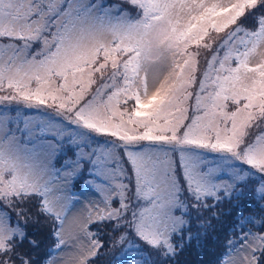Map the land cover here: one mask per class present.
<instances>
[{
	"label": "snow or ice",
	"instance_id": "1",
	"mask_svg": "<svg viewBox=\"0 0 264 264\" xmlns=\"http://www.w3.org/2000/svg\"><path fill=\"white\" fill-rule=\"evenodd\" d=\"M104 256L264 264V0H0V264Z\"/></svg>",
	"mask_w": 264,
	"mask_h": 264
},
{
	"label": "rangeland",
	"instance_id": "2",
	"mask_svg": "<svg viewBox=\"0 0 264 264\" xmlns=\"http://www.w3.org/2000/svg\"><path fill=\"white\" fill-rule=\"evenodd\" d=\"M74 191H79V188L74 189ZM83 203H87V200H84ZM80 207H82V205H77V209H74V212L77 211ZM224 208L225 211H227V205H225ZM231 221H232V217L230 216H222L220 222L213 221L217 233H219L221 236L225 235L226 233L224 232V230H226V227L231 223ZM104 231L107 232L108 229H104ZM209 247L212 248L213 246L210 244ZM208 258H209L208 256H203V257L198 256L195 250L193 249L190 250L183 259H186L189 262H197L199 260H206ZM110 259L111 257L104 256L97 261V264H109Z\"/></svg>",
	"mask_w": 264,
	"mask_h": 264
},
{
	"label": "trees",
	"instance_id": "3",
	"mask_svg": "<svg viewBox=\"0 0 264 264\" xmlns=\"http://www.w3.org/2000/svg\"><path fill=\"white\" fill-rule=\"evenodd\" d=\"M231 225H232V221L231 223L226 227V230H224V232L227 234V230H229L231 228Z\"/></svg>",
	"mask_w": 264,
	"mask_h": 264
}]
</instances>
